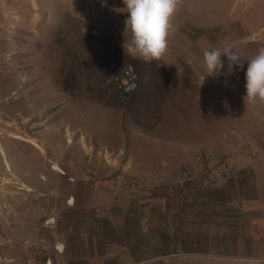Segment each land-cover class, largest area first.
Instances as JSON below:
<instances>
[{
  "label": "rangeland",
  "instance_id": "1",
  "mask_svg": "<svg viewBox=\"0 0 264 264\" xmlns=\"http://www.w3.org/2000/svg\"><path fill=\"white\" fill-rule=\"evenodd\" d=\"M124 7L123 0H0V264H52L45 257L50 252L46 236L38 237L60 228L49 216L54 212L42 209L44 194L33 189L45 186L51 172L69 178L76 166L91 170V158L100 151L110 157L121 153L125 163L131 156L132 171L124 173L130 177L155 165L151 162L157 161L164 140L202 141L216 150L220 142L231 146L232 140L244 144L257 138L255 124L263 123L252 114L262 104L245 102L242 77H226L227 87H241L238 94L193 86L192 93L171 89L173 97L161 98L170 90L165 82L158 99V92L149 91L121 95L114 78L133 65L145 90V83L157 86L179 71L200 74L205 70L201 44L218 48L227 42L233 49L251 44L259 52L264 48L262 0H179L166 53L159 60L133 63L119 46L125 36L131 40L124 32ZM242 34L240 43L236 38ZM179 81L171 79V87H180ZM153 100L163 107L155 108L159 121L144 112ZM143 134L159 140L144 143ZM81 137L87 142L84 152ZM49 219L54 222L48 224ZM57 248L64 250L58 243L51 249L58 253Z\"/></svg>",
  "mask_w": 264,
  "mask_h": 264
},
{
  "label": "crops",
  "instance_id": "2",
  "mask_svg": "<svg viewBox=\"0 0 264 264\" xmlns=\"http://www.w3.org/2000/svg\"><path fill=\"white\" fill-rule=\"evenodd\" d=\"M113 35L118 44L117 33ZM242 36L236 38L240 43ZM125 38L119 44L123 51L124 42L130 41ZM249 45L240 44L234 50L250 59L258 54V48ZM197 47L202 55L212 49L209 44ZM127 55L131 63L144 61ZM246 69L245 59L244 69L237 70L239 75H231L232 79L242 77L245 82ZM203 72L179 71L163 77L160 85L145 83V90L139 83L136 92H158V99L165 82L170 90L161 98L173 97L171 89L192 93L193 86L194 90L195 86L201 87V91L219 87L234 94L240 92V86L227 87V76L209 77L202 85ZM177 77L182 85L171 87V79ZM219 97L220 93L216 95ZM155 104L153 100L148 107L153 111L145 108L144 112L150 120L155 115V121H159L156 116L160 113L155 108L163 107ZM261 104L252 115L263 125L255 124L257 138L248 143L237 139L228 146L220 142L216 150H211L202 141L197 144L170 139L161 142L164 148H159L157 161L151 162L153 167L144 166L130 177L124 173L132 171L135 161L131 156L125 163L121 153L109 152L110 157L108 152L103 155L100 151L91 158V170L79 165L67 173L73 182L54 172L47 174L49 182L33 189L44 194L42 209L54 212L49 216H54L60 229L38 237L46 236L44 242L50 245L45 257L52 264H165L163 260H169V264H264V103ZM170 105L164 106L167 112ZM142 137L146 138L144 143L159 140L157 135L153 139L145 134ZM67 142L72 143L70 138ZM79 143L84 152L87 142L81 137ZM91 150L88 147L87 153ZM101 160L106 165L102 166ZM27 180L34 183L35 178ZM52 191L55 198L51 197ZM68 198L73 199L72 204L67 203ZM56 243L64 246L62 253L51 249Z\"/></svg>",
  "mask_w": 264,
  "mask_h": 264
},
{
  "label": "clouds",
  "instance_id": "3",
  "mask_svg": "<svg viewBox=\"0 0 264 264\" xmlns=\"http://www.w3.org/2000/svg\"><path fill=\"white\" fill-rule=\"evenodd\" d=\"M123 3L128 13L124 32L131 34L130 42L122 46L124 52L146 62L159 60L168 49L171 19L179 0H123ZM245 59V102L264 103V48L250 59L242 58L227 42L222 47L205 50L202 85L209 77L234 75L237 70H243Z\"/></svg>",
  "mask_w": 264,
  "mask_h": 264
},
{
  "label": "built area",
  "instance_id": "4",
  "mask_svg": "<svg viewBox=\"0 0 264 264\" xmlns=\"http://www.w3.org/2000/svg\"><path fill=\"white\" fill-rule=\"evenodd\" d=\"M139 77L132 65H127L122 76L114 78V86L117 91L124 96H129L138 89ZM54 219H49L47 223H53ZM58 251V250H57Z\"/></svg>",
  "mask_w": 264,
  "mask_h": 264
},
{
  "label": "bare ground",
  "instance_id": "5",
  "mask_svg": "<svg viewBox=\"0 0 264 264\" xmlns=\"http://www.w3.org/2000/svg\"><path fill=\"white\" fill-rule=\"evenodd\" d=\"M28 142H29L32 146H34L35 148H37V149L39 148V147H38V144H37L35 141L32 140V141H28ZM39 149H40V148H39ZM53 171L60 172V170H59L57 167H54V168H53ZM17 179H18V178H17ZM57 250H59V249L57 248Z\"/></svg>",
  "mask_w": 264,
  "mask_h": 264
}]
</instances>
